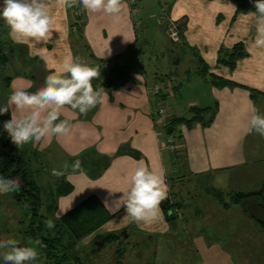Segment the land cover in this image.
<instances>
[{"label":"crops","instance_id":"0c3cea01","mask_svg":"<svg viewBox=\"0 0 264 264\" xmlns=\"http://www.w3.org/2000/svg\"><path fill=\"white\" fill-rule=\"evenodd\" d=\"M123 4L117 20L108 14L86 12L79 3L69 8L50 0L55 19L51 40L35 47L31 42L14 43L0 19V46L8 56V64L0 65V71L5 73L6 66L11 67V76L0 84L3 105L14 87L24 86L30 92L40 88L46 75L69 55L80 57L100 74L111 71L112 63L127 62L122 73L125 81L104 88L103 104L87 114L63 113L61 119L67 118L72 125L67 136L20 148L39 190L38 214L55 222L90 196L102 203L111 218L69 250L77 264H233V253H240L243 259L249 236L259 234L264 240V230L249 210L248 201L222 208V202L211 197L213 192L247 195L264 190L263 137L248 131L251 109L264 114V49L253 46V22L245 15L255 8L239 12L229 0H173L165 10L157 25L168 39L170 23L176 26L178 39L170 41L193 56L205 91L203 101L190 99L188 114L181 116L176 99L179 79L153 72L148 76L132 66L143 22L135 25L127 1ZM238 44L246 55L230 69L221 61H227ZM39 47L47 49V64L39 55L30 54ZM165 78H169L173 94L154 96L152 88ZM100 79L92 80L94 89L103 88ZM159 106L169 119L180 120L171 134L174 152L163 146L166 134L157 115ZM194 110L206 112L197 117ZM7 116L10 120L11 112L2 114V124ZM75 160L81 161V171L72 173ZM140 161L164 174L167 198L179 204L174 218H167L163 212L162 221L143 229L125 218L123 207L116 211L104 205L109 192L119 196L127 190V178ZM65 165L68 172L64 176L51 174L52 169L62 170ZM59 179L68 182L72 191L57 197ZM186 185L195 190L198 187L197 196H204L203 205H196L190 216L185 215V205L178 199L180 194L191 196L190 190L180 193ZM45 187L49 191L45 192ZM204 218L213 219L215 225L201 227L199 220ZM246 227L251 228V234ZM69 242L66 237L64 245ZM259 248L263 249L261 243Z\"/></svg>","mask_w":264,"mask_h":264},{"label":"clouds","instance_id":"9594fccd","mask_svg":"<svg viewBox=\"0 0 264 264\" xmlns=\"http://www.w3.org/2000/svg\"><path fill=\"white\" fill-rule=\"evenodd\" d=\"M62 7H74L79 3L89 13H104L119 19L123 0H56ZM233 9L235 6L231 5ZM255 11L247 15L253 22V46L264 49V0H254ZM0 19L9 29V37L14 43L31 42L46 45L51 40L52 25L55 19L51 14L50 0H3L0 7ZM44 47L36 48L35 53L47 64ZM100 77L99 71L84 63L80 57L67 56L62 64L44 78L43 85L34 92L26 87H14L7 98V103L0 106V114L11 112V119L3 124L11 141L17 148L30 142H40L51 137L67 136L72 125L61 116L65 111H78L87 114L98 104L105 102L104 88L94 89L92 80ZM248 131L264 137V114L253 107L248 120ZM81 171V161L75 160L71 172ZM68 172V165L62 170L52 169L57 178ZM127 190L122 195L114 196L109 192L104 199L106 208L121 207L125 218L138 227L152 225L163 220L161 202L168 196L164 174L150 169L143 161L137 163L127 178ZM20 182L17 179L0 177V194L18 192ZM48 229L55 227L52 219L44 221ZM39 240H29L27 246H21L13 239L0 240V258L4 264H31L38 259Z\"/></svg>","mask_w":264,"mask_h":264},{"label":"rangeland","instance_id":"374dc122","mask_svg":"<svg viewBox=\"0 0 264 264\" xmlns=\"http://www.w3.org/2000/svg\"><path fill=\"white\" fill-rule=\"evenodd\" d=\"M172 2L173 0H137V7L139 10L137 19L143 22V28L138 33V42L135 47V57L133 59L134 63L132 64V66L134 67V69H143V71L148 74V76L150 72H153L157 73V75L160 76L167 75L174 81H177L179 79L181 87H179V94L178 91L176 92V99H178L179 101V106L181 109L180 115L185 116L188 114L187 103L189 102V100L194 98L197 100H201L203 98L202 94L205 91L204 87L202 88L203 85L200 83V75L198 74L200 71L199 66L197 65V62L195 61L193 56H191V54H189L188 51H186L182 47L173 44L170 41V38H166L161 32L160 27L157 25V22H162L161 20L165 16V10L169 8ZM0 50H4V53L7 55L5 49L2 48ZM126 63H123V65L112 63L110 69L112 72H114V75L107 76L103 72L102 74H100V80L104 81L107 77L111 79V77L114 76L115 79L121 78V80L119 81L124 82L125 77H123L124 75L122 73L126 72V70H124ZM5 64H8V61L4 60L3 65ZM6 67L7 68H5V73L0 71V84L1 80L3 82L4 77L11 76V67ZM115 69L119 70L118 73L113 71ZM169 78H165L163 80L161 79L156 83L158 85L161 83L169 82ZM3 91V88L0 87V106H4ZM1 126L2 114L0 115V131ZM262 161H264V155ZM48 183H51V181H49ZM49 189V187L43 188L45 192L49 191ZM197 189L198 187L196 188V190ZM179 190L181 189L179 188ZM188 190H190L189 194L191 196L186 197V195L180 194V198H178L179 201L184 203L185 205L184 209H186V216L191 215L196 205H203L204 198L203 195L197 196V191L192 187H189L188 185H186V189L184 191H180V193H187ZM258 193L260 197L264 199V190ZM211 195V197L216 198L219 197L220 194L213 192L211 193ZM232 196L233 195H222L223 201L225 200L227 202V204L223 203L222 208H226V206L232 203ZM173 201L174 198L171 199V203ZM14 204L15 203L12 201V199H10L7 195L0 194V240L13 239L19 242L21 246H27L29 239L27 238V236H25L24 231L27 230L29 226V222L27 220L28 212L25 207L16 206ZM248 204L249 210H252V212L255 213L256 216H262L260 211H263L262 206L264 205V201L249 200ZM262 213H264V211ZM190 221L191 219L187 223H190ZM199 222V225L201 227H204L205 225H215V221L208 218H204V220L200 219ZM232 226L234 227L236 226V224L232 223ZM246 229L247 232L251 234V228L246 227ZM259 236L262 235L253 234L252 236H249L247 242H245V251L242 252V255H244L242 257V260L240 258V253H233V264H235L236 262L238 264H264V240L261 241ZM260 243L262 244L263 249L259 248ZM38 251V259L34 262H31V264H46L47 261L45 258V254L40 246L38 247ZM0 264H4L2 258H0ZM71 264H77V262H71Z\"/></svg>","mask_w":264,"mask_h":264},{"label":"trees","instance_id":"16d2710c","mask_svg":"<svg viewBox=\"0 0 264 264\" xmlns=\"http://www.w3.org/2000/svg\"><path fill=\"white\" fill-rule=\"evenodd\" d=\"M229 1L236 5L237 11L239 12L249 11L254 8V0ZM0 49H2L1 46ZM245 55L246 53L244 52L243 46L238 44L232 49L227 61H221V63L227 65L231 69L234 67L235 62ZM4 60L8 61V57L4 53V50H0V65H3ZM113 71L118 73L119 70L115 69ZM104 73L107 76L114 75L112 71H104ZM119 80H121V78L115 79L113 76L110 79L107 77L101 82V87L108 88L111 84L120 83ZM194 111L197 117H201V115L206 112V110ZM7 120H9L8 116L5 121ZM179 121V119L173 120L168 118L165 134L168 127H172L173 131V125ZM181 121L185 120L181 119ZM3 124L0 131V177L17 179L20 182V190L18 192H10L7 195L17 205L25 207L28 212L27 220L29 226L27 230L24 231L25 236L31 241L39 240L41 242L40 247L44 251L47 261L46 264H71V262H75V257L71 256L69 250L78 245L83 238L98 230L111 218V215L96 197L90 196L55 221V227L50 229L49 233V230L45 228L44 224L46 218L44 219L38 214L40 206L39 190L29 170L28 159L24 155V152L12 143L11 138L3 128ZM71 191L72 186L64 181V179H59L56 182L55 196L67 195ZM222 195L223 194H220L219 197L216 198L223 204ZM232 197L231 202L233 204H241L245 201L249 203V200L264 201L259 193L247 195L237 193L233 194ZM171 199L167 198L161 202V209L169 219L174 218L176 216L174 210L179 209V204L176 201L171 203ZM254 219L264 230V213L262 216H255ZM66 237H68L70 241L68 245H64Z\"/></svg>","mask_w":264,"mask_h":264},{"label":"built area","instance_id":"2783aa9c","mask_svg":"<svg viewBox=\"0 0 264 264\" xmlns=\"http://www.w3.org/2000/svg\"><path fill=\"white\" fill-rule=\"evenodd\" d=\"M126 1L128 4V7H129V13H130L131 19L133 20V23L138 26L139 20L137 19V14H138L139 10L137 7V0H126ZM76 15L80 16V13L76 12ZM73 29H75V28H73ZM167 34H168V36L172 42L177 41V39H178L177 29L173 23H170V25L168 27V33ZM162 92H167L168 95L173 94L172 85L170 82L161 83V84L155 85L152 88V94L154 96H158ZM157 115L161 118L162 126H163L164 132H165V127H166L167 120H168L167 112L162 106H159ZM163 146L168 148V150L170 152H174L175 145H174V141L170 135L165 136Z\"/></svg>","mask_w":264,"mask_h":264},{"label":"water","instance_id":"95a60500","mask_svg":"<svg viewBox=\"0 0 264 264\" xmlns=\"http://www.w3.org/2000/svg\"><path fill=\"white\" fill-rule=\"evenodd\" d=\"M171 133H172V127H168V128L166 129V134H167V135H171Z\"/></svg>","mask_w":264,"mask_h":264}]
</instances>
